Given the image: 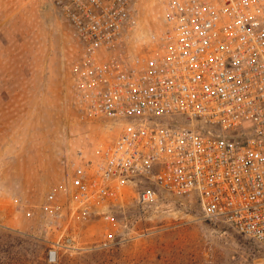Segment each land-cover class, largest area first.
Wrapping results in <instances>:
<instances>
[{
	"label": "built area",
	"instance_id": "built-area-1",
	"mask_svg": "<svg viewBox=\"0 0 264 264\" xmlns=\"http://www.w3.org/2000/svg\"><path fill=\"white\" fill-rule=\"evenodd\" d=\"M160 1L166 29L131 59L136 0H57L85 46L83 115L120 126L79 169L74 212L87 218L128 187L148 205L158 187L264 247V0Z\"/></svg>",
	"mask_w": 264,
	"mask_h": 264
},
{
	"label": "rangeland",
	"instance_id": "rangeland-1",
	"mask_svg": "<svg viewBox=\"0 0 264 264\" xmlns=\"http://www.w3.org/2000/svg\"><path fill=\"white\" fill-rule=\"evenodd\" d=\"M135 7L131 59L166 29L160 0ZM84 53L57 0H0V264H262L264 247L206 218L196 196L155 187L142 205L128 187L87 218L74 212L79 169L120 132L78 105Z\"/></svg>",
	"mask_w": 264,
	"mask_h": 264
}]
</instances>
